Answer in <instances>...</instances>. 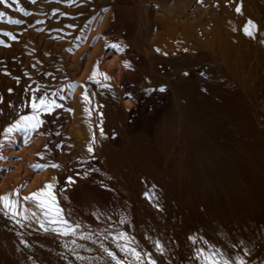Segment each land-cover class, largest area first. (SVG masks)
I'll use <instances>...</instances> for the list:
<instances>
[{
    "label": "rangeland",
    "instance_id": "374dc122",
    "mask_svg": "<svg viewBox=\"0 0 264 264\" xmlns=\"http://www.w3.org/2000/svg\"><path fill=\"white\" fill-rule=\"evenodd\" d=\"M178 1L35 0L33 3L32 0H7L5 3L0 0V13H4L0 17V40L4 41L0 43V195L13 193L12 199L18 201L17 212L20 213L14 215L0 204V220H6L7 224L2 223L7 226L10 222L11 229L16 227L17 232L22 231V238L29 236L25 239L29 243L27 247L23 246L25 240L16 241L21 247H17L19 252L24 254L21 256L26 257L24 264L29 258L40 260L33 245L38 233L45 229L37 224V220L49 222L39 201L24 197L44 188L48 182L54 185L52 191L64 217L80 225L76 230L78 233L72 235L46 231L47 236H55L58 240L54 237L51 243L44 241L43 244L48 242L46 246L63 249V253L67 250V254H63L55 249L60 260L49 264H113L104 261L101 251L105 248L119 253L122 259L127 257L126 262H129L126 264H151L153 260L156 264H204L202 256L210 252H215L218 259H228L231 264H239L238 257L244 264H264V208L261 213L249 208L253 223L233 215L232 210H229L232 215L228 221L218 208H214L216 214L211 211L200 190L207 184L208 177L204 149H201L206 144L214 153L225 157L222 156L228 168L232 167L233 177L260 195L264 204V136H260V130L248 117L246 97L233 88L226 65L220 59H211L212 50L206 47L207 44L211 46L213 39L204 33L206 24L202 26L203 21L209 20L208 13L218 10L212 3H230L232 0H201L203 5L208 4L206 6H201L199 0L198 4L194 0L192 3L180 0L183 2L181 8ZM189 4L193 5L194 11ZM199 5L202 8H195ZM21 8L24 11H20ZM179 9L181 14H177ZM9 17L22 22H9ZM161 18L166 21L159 22ZM183 20L188 23L187 28L185 22L182 23L185 27L182 26ZM190 21L193 26L189 25ZM208 22H205L207 26L211 24L210 20ZM200 25L202 27L198 29ZM196 29L208 35L204 37L207 44L202 42V34V40L200 34L194 35L199 32L195 33ZM187 32L193 35L189 38ZM7 33H12L16 39ZM193 41L196 49L191 47L195 44ZM178 46L179 50L174 53L173 48ZM170 49L173 54L168 52ZM124 61H129L131 66H125ZM97 65L98 73L90 79ZM102 73H107L110 79H105ZM203 82L205 85L202 86ZM100 83H105L108 89L104 86L101 89ZM195 86L199 90L205 86L215 90L219 101L192 94ZM85 91L87 100L82 95ZM33 93L46 95L61 107L50 113L41 112L40 119L44 123L39 128L17 130L9 139H4V130L10 123L32 113ZM72 108L74 111H69ZM167 128L168 133L165 132ZM193 130L200 135L193 134L196 139L190 140ZM189 142L197 148L192 149ZM90 143L92 151L88 148ZM52 164L60 167H52ZM37 165L47 166L40 168ZM213 165L210 163V167ZM239 167L243 171L241 174L237 173ZM24 168H29V177ZM35 176H42L43 181L38 179L40 185ZM22 178H26L23 186ZM17 189L18 196L15 194ZM25 216L28 219H24ZM216 220L219 226L222 225L223 232L215 229L213 221ZM228 222L233 224V230L228 227ZM23 226L26 231L22 230ZM122 233H126V237ZM64 239L68 240V245ZM28 246L32 252L28 251ZM72 248L74 253L71 254ZM133 248L141 253L139 260L130 251ZM201 249L203 253L198 255ZM21 250L32 255L27 259ZM7 253L0 248V264H14ZM67 258L73 262H68ZM39 264L48 263L40 260Z\"/></svg>",
    "mask_w": 264,
    "mask_h": 264
},
{
    "label": "bare ground",
    "instance_id": "6f19581e",
    "mask_svg": "<svg viewBox=\"0 0 264 264\" xmlns=\"http://www.w3.org/2000/svg\"><path fill=\"white\" fill-rule=\"evenodd\" d=\"M180 1V0H179ZM178 1V2H179ZM183 1V0H182ZM185 1H187L188 2V0H185ZM185 1H183L184 3H186ZM192 0H190V3H192L191 2ZM198 0H194L193 2H197ZM199 1H201V0H199ZM215 1V0H214ZM213 1V2H214ZM223 1H225V0H223ZM183 2H179L180 3V5L178 4V6H180V8H181V4H183ZM207 2V1H206ZM240 2H241V0H232V1H230V3H226V2H219L217 5L215 4V2L214 3H210L211 5H213L215 8H216V6H217V8H218V10H213L212 12H210V13H208V18H209V20H210V22H211V24H209V26H207L208 25V21L209 20H207V21H205V22H208V23H205L203 20V18H202V21H203V23H204V25H202V26H205V24H206V26H205V28L203 27V29H205L204 30V33H207V34H209L210 36H209V38L210 37H212L210 40H212L213 39V42H212V44H211V46H209L208 44H207V42L204 40L205 38L204 37H206V36H208V35H205V34H202V33H200L201 32V30L199 31L198 29H201V25H200V27L198 28V29H196L195 30V33L196 32H198V34L196 33V34H194V35H199L200 34V36H201V34H202V36H203V40H202V36L200 37L199 36V38L202 40V42L203 41H205L206 42V44H207V46L208 47H206V45L204 44V47H206L207 49L208 48H211V50H212V54L210 55V57H211V59H220L225 65H226V67L228 68V70H229V75H228V77H229V79L232 81V85H234L233 86V88L234 89H238L237 91H239L240 93H242V94H244L245 95V97H246V101H247V103H248V107H247V110H246V113H247V115H248V117L250 118V120H251V122H253L255 125H256V127H257V129H259L260 131H259V133H260V136L262 137V136H264V0H243V8H242V11L241 12H237L236 11V7L240 4ZM194 3V4H195ZM208 3V2H207ZM197 4H198V2H197ZM199 4H200V2H199ZM201 4H202V1H201ZM209 4V5H210ZM118 5V4H117ZM136 5V4H135ZM148 7H150L148 4H146ZM185 5V4H184ZM190 6H191V4H189ZM206 5H208V4H206ZM206 5H201V6H206ZM145 6V5H144ZM189 6V7H190ZM193 6V5H192ZM191 6V7H192ZM200 5L199 6H197V7H195V8H197V9H200V8H202ZM167 7V6H166ZM183 7V6H182ZM186 7V9L187 10H189L188 8H187V6H185ZM137 8V7H136ZM165 8V7H164ZM179 8V7H178ZM194 7H192L191 9L194 11V9H193ZM216 8V9H217ZM145 9H147V7L145 8ZM168 9H171L170 8V6H168ZM168 9H167V11H168ZM182 9H185V8H182ZM206 9V8H205ZM201 10H203V9H201ZM146 11V10H145ZM180 11H181V9H179V12H177V14H179L180 13ZM137 12H140V11H137ZM203 12V11H202ZM209 12V11H208ZM141 14H142V12H140ZM163 13H165V10H163ZM182 13V12H181ZM180 13V14H181ZM186 13H189V11L187 12L186 11ZM190 13H191V10H190ZM204 13V12H203ZM146 14V13H145ZM148 14V13H147ZM165 14H167V12L165 13ZM144 15V14H143ZM143 15H141V18H142V16ZM183 15V14H182ZM190 15V14H189ZM191 15H194L193 14V12H192V14ZM203 15H205V14H203ZM185 16V15H184ZM138 17V16H137ZM163 17H164V15H163ZM192 17H194V16H192ZM191 17V18H192ZM198 17H200V16H198ZM184 18H186V17H184ZM184 18H182V19H184ZM207 17H205V19H206ZM148 19V18H147ZM249 19H251V20H253V21H255V24L258 26V29H253V31H254V35L253 36H249V35H247L245 32H244V27L246 26V24H247V22H248V20ZM142 20V19H141ZM144 20V19H143ZM142 20V21H143ZM149 20H150V22H152V19L151 18H149ZM164 20L166 21V19L164 18ZM163 20V18H161V21H159V22H162V21H164ZM186 20H187V18H186ZM186 20H183V22H181V24L182 23H184ZM141 21V22H142ZM164 21V22H165ZM179 21V20H178ZM188 21V20H187ZM199 21H201V19L199 20ZM202 21H201V24H202ZM180 22V21H179ZM190 23H191V21H190ZM163 24V23H162ZM161 24V25H162ZM185 26H184V24H182V26H184L185 28H187L188 27V23H186L185 22ZM189 25H192L193 26V24L191 23V24H189ZM190 27L191 29H193V27ZM163 27V29H165V27H164V25L162 26ZM159 28V27H158ZM159 30V29H158ZM187 30V29H186ZM190 30V29H189ZM194 30V29H193ZM198 30V31H197ZM194 32V31H193ZM190 34H192L191 32H189ZM190 34L188 35V32L186 33V36L187 37H189L190 36ZM193 35V34H192ZM139 36V35H138ZM192 37H195V36H192ZM190 38V37H189ZM207 38V37H206ZM208 38V39H209ZM199 39V40H200ZM192 40H193V38H192ZM209 40V41H210ZM208 41V40H207ZM208 41V42H209ZM194 42V41H193ZM195 43V42H194ZM199 43H201L200 41H199ZM191 44H193V43H191ZM201 44H203V43H201ZM149 45H151V44H149ZM195 45H196V43L194 44V45H191V47H193L194 46V48L196 49V47H195ZM151 46H153V45H151ZM189 47V46H188ZM179 48H180V46H178V48H173L174 49V51H173V49H170L168 52H171L172 53V51L174 52V53H176L175 51L176 50H179ZM183 50H184V45H183V47H181ZM202 49H205V48H203V47H201ZM151 49V48H150ZM190 49V47L188 48V50ZM197 49H199V48H197ZM172 50V51H171ZM181 50V49H180ZM182 50V51H183ZM192 51V50H191ZM178 52V51H177ZM195 52V51H194ZM197 52V51H196ZM173 54V53H172ZM169 56V55H168ZM188 56V55H187ZM185 59V58H184ZM187 60V59H186ZM219 61V60H218ZM171 63V62H170ZM177 67V66H176ZM221 75V74H220ZM211 79V78H210ZM193 81H195V80H193ZM203 81V80H202ZM95 82V81H94ZM205 82H207V81H205ZM96 83H98L97 81H96ZM202 83V82H201ZM204 83V82H203ZM212 83V82H211ZM231 83V82H230ZM101 84V83H100ZM105 84V83H104ZM104 84H101L102 86H101V89L102 88H104V87H106ZM214 84H216V83H214ZM218 84V83H217ZM222 84H224V83H222ZM229 84V83H228ZM202 86L203 85H205V83L204 84H201ZM210 85V84H209ZM221 84H219V86H220ZM96 86V85H95ZM104 86V87H103ZM217 86V85H216ZM199 87V86H198ZM98 88H99V86H98ZM107 88V87H106ZM209 88V87H208ZM208 88H206V86L204 87V88H201L202 90H199V88H196V86L193 88V91H192V94H197V95H202V96H204V97H206V98H208V99H216V100H218V98H216V94H217V92H214L213 90H211V89H208ZM108 89V88H107ZM100 90V89H99ZM105 90V89H104ZM112 90V88H110V91ZM191 90V89H190ZM101 91V90H100ZM103 91V90H102ZM113 91H115V90H113ZM217 91V90H216ZM105 92V91H104ZM220 92V91H219ZM107 93V92H106ZM112 93V92H111ZM104 94V93H103ZM108 94H109V92H108ZM107 94V95H108ZM117 94V93H116ZM221 94V93H220ZM223 94H225V93H223ZM110 95V94H109ZM114 95H115V92H114ZM180 95V94H179ZM187 95V94H186ZM218 95H219V93H218ZM105 97H106V95H104ZM112 96V95H111ZM117 95H115V97H116ZM181 97V96H180ZM197 97V96H196ZM107 98V97H106ZM105 98V100L106 101H108L107 99ZM110 98V97H109ZM117 98V97H116ZM176 98V97H175ZM194 98V97H193ZM206 98H205V101H206ZM114 99V98H113ZM195 99V98H194ZM225 99V98H224ZM110 100V99H109ZM117 100V99H116ZM116 100H114V101H116ZM184 100V99H183ZM220 100H222V99H220ZM118 101V100H117ZM219 101V100H218ZM224 101V100H223ZM230 101V100H229ZM98 102V101H97ZM110 102V101H109ZM119 102V101H118ZM202 102V101H201ZM207 102V101H206ZM221 102V101H220ZM107 103V102H106ZM177 104V103H176ZM103 105V104H102ZM118 105V104H117ZM202 105V104H201ZM208 105V104H207ZM206 106V105H205ZM205 106H203L204 108H205ZM209 106V105H208ZM212 106H214V105H212ZM100 107V106H99ZM237 107V106H236ZM74 108V107H73ZM72 108V109H73ZM187 108V107H186ZM215 108V107H214ZM75 109V108H74ZM117 109V108H116ZM19 110H21V109H19ZM102 110H103V108H102ZM127 110V109H126ZM184 110V109H183ZM206 110H207V106H206ZM209 110H210V107H209ZM185 111V110H184ZM109 112V111H108ZM210 112V111H209ZM19 113V112H18ZM250 113V114H249ZM187 114V113H186ZM198 114V113H197ZM213 114V113H212ZM215 114V113H214ZM225 114V113H224ZM180 115V114H179ZM216 115V114H215ZM231 115V114H230ZM229 115V116H230ZM108 116V115H107ZM129 116V115H128ZM169 116V115H168ZM180 116H182V115H180ZM209 116V115H208ZM219 116V115H218ZM229 116H227V117H229ZM100 117V116H99ZM111 117V116H110ZM183 117H184V121L186 122V118H185V115L183 114ZM214 117H216V116H214ZM9 118V117H8ZM7 118V119H8ZM167 118H170L171 120H172V118L171 117H167ZM209 118H211V117H209ZM102 119H104V118H100L99 120H102ZM97 120V119H96ZM110 120V119H109ZM182 120V119H181ZM104 121V120H103ZM113 121V120H112ZM173 121V120H172ZM171 121V122H172ZM183 121V120H182ZM176 122V121H175ZM179 122V121H178ZM102 123V122H101ZM169 123V122H168ZM171 124V123H170ZM169 124V125H170ZM182 124H184L183 122H182ZM207 125H208V123H206ZM163 125V124H162ZM161 125V126H162ZM177 125H180L179 123H177ZM186 125H187V123H186ZM192 125H193V123H192ZM202 125V124H201ZM160 126V127H161ZM164 126H165V124H164ZM167 126H168V124H167ZM229 126V125H228ZM100 128H101V126H99ZM127 127V126H126ZM171 127V126H170ZM174 127V126H173ZM184 127V126H183ZM188 126H186V128H187ZM130 128V127H129ZM159 128V127H158ZM178 128V127H177ZM193 128H194V126H193ZM199 128V127H198ZM198 128H196V129H198ZM211 128V127H210ZM234 128V127H233ZM163 129V128H162ZM190 129V128H189ZM200 129V128H199ZM198 129V130H199ZM160 130V129H159ZM168 128H167V130H165V132H167L168 133ZM184 130V129H183ZM182 130V131H183ZM186 130H188V129H186ZM246 130H247V128H246ZM170 131V130H169ZM190 131V130H189ZM189 131H187V132H189ZM173 132H175V130L173 131ZM193 132H194V130H193ZM196 132H198V131H195L194 133H192V135H190V136H192L191 138L189 137V136H187L188 138H190V140L193 138V140H195L196 139V136H198V135H200V134H195ZM159 133H160V131H159ZM183 134H184V132H182ZM253 133V132H252ZM163 134V133H162ZM161 134V135H162ZM189 134V133H188ZM193 134H195L196 136L194 137L193 136ZM104 135V134H103ZM176 135V134H175ZM203 135V134H202ZM208 135V134H207ZM226 135V134H225ZM252 135V134H251ZM170 136V135H169ZM224 136V135H223ZM155 137H157V136H155ZM159 137V136H158ZM165 137V136H164ZM163 137V138H164ZM171 137V136H170ZM184 137H185V135H184ZM203 137V136H202ZM239 137V136H238ZM104 138V137H103ZM162 138V139H163ZM166 138V137H165ZM195 138V139H194ZM199 138V137H198ZM201 138V137H200ZM106 141H107V139H105ZM104 140V141H105ZM158 140V139H157ZM170 140V139H169ZM200 140V139H199ZM205 136H204V142H205ZM252 140V139H251ZM256 140V139H255ZM100 141V140H99ZM159 141V140H158ZM163 141V140H162ZM189 141V140H188ZM201 141V140H200ZM101 142V141H100ZM165 142V141H164ZM191 142V141H190ZM190 142H189V145H190ZM194 142V141H193ZM193 142H191V143H193ZM196 142H197V140H196ZM202 142V141H201ZM92 143V142H91ZM203 143V142H202ZM222 143V142H221ZM242 143V142H241ZM93 144V143H92ZM164 144V143H163ZM209 144V143H208ZM94 145V144H93ZM161 145V144H160ZM172 145V144H171ZM202 145V144H201ZM201 145H199V148H200V146ZM236 145V144H235ZM244 145V144H243ZM264 145V144H263ZM191 146V145H190ZM197 146H198V143H197ZM219 146V145H218ZM196 146H195V144H194V146L192 145L191 146V148L192 149H194ZM101 148V147H100ZM107 148V147H106ZM162 148H163V146H162ZM188 148V147H187ZM197 148V147H196ZM198 148V149H199ZM213 148V147H212ZM248 148V147H247ZM107 149H109V148H107ZM188 149H190V148H188ZM201 149L203 150L204 149V155H203V159H204V161L205 162H207V163H205L206 164V173H207V184L206 185H203V186H201V195H202V197H203V199L205 200V202L207 203V205L209 206V208L211 209V211H213L214 212V208H218L220 211H221V213L222 214H224V216H225V218H226V220H230V216L232 215V214H230L229 213V210H232L233 211V215H236V216H238V217H243L244 219H246V220H248L249 222H252V220H251V217L249 216V214H248V212H249V208H253L254 210H256L257 212H260L261 213V210L264 208L263 207V203H262V199L260 198V195H258V194H256L255 192H253V191H251V189L249 188H247V187H245V185L242 183V181H240L239 179L237 180V179H235V177H233V171L231 170V168H228V165H226V162H225V160H224V158L222 157V156H220L219 154H216V153H214L213 152V149H211L210 147H209V145H206L205 144V147L204 148H202V146H201ZM201 149H199L200 151H201ZM112 150V149H111ZM199 150H198V152H199ZM103 151H104V149H103ZM196 151V150H195ZM215 151V150H214ZM218 151V150H217ZM100 153H101V150L99 151ZM115 152V151H114ZM198 152H196L195 153V155L198 153ZM109 153H111V152H109ZM116 153V152H115ZM114 153V154H115ZM172 153V152H171ZM201 153V152H200ZM200 153H199V156L201 157L202 156V153H201V155H200ZM221 153H223V152H221ZM220 153V154H221ZM238 153H240V152H238ZM80 154V153H79ZM103 154V153H102ZM226 154V153H225ZM198 155V154H197ZM31 156V155H30ZM103 156H105V154L103 155ZM102 156V157H103ZM114 156V155H113ZM244 156V155H243ZM27 157V156H26ZM111 157V156H110ZM189 157V156H188ZM196 157V156H195ZM28 158V157H27ZM31 158V157H30ZM109 159V158H108ZM196 160H197V158H195ZM202 159V160H203ZM229 159V158H228ZM25 160V159H24ZM187 160H189L188 158H187ZM193 161H194V159H192ZM227 160V159H226ZM244 160V159H243ZM203 161V162H204ZM22 162V161H21ZM26 162V161H25ZM24 162V163H25ZM228 162V161H227ZM191 163H192V161H191ZM200 163H201V160H200ZM210 163H214V165L212 166V167H214L215 169H213L212 167H210ZM21 164V163H20ZM27 164V163H26ZM195 164V163H194ZM197 164H198V161H197ZM228 164V163H227ZM196 165V164H195ZM232 165V164H231ZM193 166V165H192ZM191 166V167H192ZM199 166V170H197V171H199L200 172V165H198ZM203 166H205V165H203ZM256 166V165H255ZM20 167V166H19ZM26 167H28V166H26ZM238 167V166H237ZM29 168H31V167H29ZM29 168H28V170H25V169H27V168H24V170H25V173H26V175L29 177ZM195 168V167H194ZM21 169L22 168H20L19 170H17V172L18 171H21ZM189 169H190V167H189ZM193 169V168H192ZM188 170V169H187ZM191 170V169H190ZM194 170V169H193ZM192 170V171H193ZM215 170V171H214ZM217 170V171H216ZM242 169H240V167H239V169L237 170V173H242L243 171H241ZM250 170V169H249ZM189 171V170H188ZM196 171V172H197ZM253 171H255V170H253ZM264 171V170H263ZM17 172L14 174V175H17ZM34 172V171H33ZM190 172V171H189ZM196 172H195V175H196ZM20 173V172H19ZM18 173V174H19ZM23 173V172H22ZM30 173H31V171H30ZM35 173V172H34ZM33 173V174H34ZM186 173V172H185ZM191 173V172H190ZM193 174L192 175H194V172H192ZM202 173H204V171L202 172ZM261 173V172H260ZM12 174V173H11ZM11 174H9V176L11 175ZM24 174V173H23ZM20 175H21V173H20ZM32 175V174H31ZM30 175V176H31ZM35 175H36V173H35ZM186 175V174H185ZM188 175H189V173H188ZM191 175V176H192ZM203 175V174H202ZM22 176V175H21ZM33 176V175H32ZM43 176V175H42ZM42 176H40V178L39 177H36L35 176V178L34 179H36L35 181H37L36 183H37V185H40L41 183H39L38 182V179H39V181H40V179H41V177ZM56 176V175H55ZM187 177V176H186ZM189 177H190V175H189ZM199 177V176H198ZM240 177V176H239ZM244 177V176H243ZM242 177V178H243ZM260 177V176H259ZM18 178V177H17ZM188 178V177H187ZM200 178V177H199ZM205 178H206V176H205ZM10 179H12V177L10 176ZM9 179V180H10ZM14 179H15V181H16V178L14 177ZM23 179V178H22ZM26 178H24L22 181H21V186H23V182H25L26 180H25ZM32 179V178H31ZM30 179V180H31ZM33 179V180H34ZM179 179V178H178ZM189 179V178H188ZM198 179V178H197ZM19 180V179H18ZM33 180H31V181H33ZM42 180V179H41ZM200 180H202V179H200ZM244 180V179H243ZM14 181V182H15ZM43 181V180H42ZM189 181H190V179H189ZM195 181V180H194ZM34 182V181H33ZM33 182H32V184H33ZM41 182V181H40ZM9 184L11 183V182H8ZM18 183V182H17ZM35 183V182H34ZM39 183V184H38ZM198 183V182H197ZM16 184V183H15ZM34 186L36 185V184H33ZM189 185H191V184H189ZM192 185H193V183H192ZM14 186V185H13ZM147 186V185H146ZM194 186V185H193ZM192 187V186H191ZM17 188V187H16ZM33 188V187H32ZM199 188V187H198ZM23 189V188H22ZM22 189H20V190H22ZM31 189V188H30ZM150 189V188H149ZM174 190H176V189H174ZM144 191V190H143ZM193 191V190H192ZM199 194V193H198ZM197 194V195H198ZM191 196V195H190ZM193 199V198H192ZM151 201V200H150ZM200 203V202H199ZM203 206V205H202ZM201 209H203V208H201ZM218 210V211H219ZM196 211V210H195ZM206 212V210L204 211V213ZM215 213V212H214ZM216 214V213H215ZM205 215V214H204ZM207 217V216H206ZM8 218V217H7ZM2 220H5V219H2ZM40 220L41 219H39V220H37V224L41 227V224H40ZM34 221V220H33ZM45 221V220H44ZM3 222V221H2ZM1 222V220H0V248L3 250H5L6 252H8L7 253V255H9V257L10 258H12L13 260H12V262L14 263V264H24V259H26V257L24 256V258L21 256V255H24V254H21L20 252H19V250H18V248L20 249L21 247H19L20 245L17 243V242H19L20 240V242H22L23 240H25L26 238H28L29 236L27 235V236H25V238L23 239L22 238V234H23V236H24V233L18 228V230H20L21 232H17L16 230L17 229H15V228H12L11 229V227H9V225H10V222H9V224H8V226L7 225H5V224H3L4 222H6V220L2 223ZM226 222V221H225ZM2 223V224H1ZM16 223H18V222H16ZM203 223V222H202ZM227 223V222H226ZM237 223V222H236ZM253 223V222H252ZM6 224H7V222H6ZM27 224V223H26ZM25 224V226L27 227V228H31V226H29L28 224L26 225ZM238 224V223H237ZM19 225V224H18ZM213 225L216 227L215 229H217V230H219V231H221V232H223L222 231V228H220L221 226H219L218 225V223H217V220L216 221H213ZM261 225V224H260ZM29 226V227H28ZM238 226V225H237ZM262 226V225H261ZM26 227H24L23 226V229L22 230H25L26 229ZM55 227H57V225H54V224H51L50 222H46L45 221V228H47V229H50L51 231H53L54 230V228ZM228 227L230 228V229H234V226H233V224L231 223V222H228ZM245 227V226H244ZM29 228V229H30ZM36 228H38V226L37 227H33L32 229H36ZM42 228V227H41ZM14 229V230H13ZM28 229V231H30ZM245 229V228H244ZM264 229V228H263ZM27 230V229H26ZM25 230V231H26ZM40 230V229H39ZM39 230H38V232H39ZM27 231V232H28ZM42 232V234L40 233H38V237H37V235H36V233L34 234L33 232H31V233H33L34 235H35V237H37L36 239H37V241H34V239H33V237H34V235L32 234V236L33 237H31L32 238V240L35 242V245H33V249L34 250H36V251H38L39 252V255H40V260H43V261H45L46 263H51V262H54L56 259H57V257H59L58 256V254L56 255V250L59 252H61V250H63V249H54V248H52V246H50V247H48V246H46L47 245V243H45V244H43V242L45 241H49L50 243L52 242V241H50V240H52V238H54L53 236L51 237L50 235L49 236H47L48 234H45L46 233V231L44 232L43 230H41ZM235 231V230H234ZM234 231H232L233 233H234ZM264 231V230H263ZM37 232V231H36ZM22 233V234H21ZM30 232H28V234H29ZM44 233V234H43ZM75 233H78V232H75ZM236 233H234V235H235ZM21 235V236H20ZM29 235H31V234H29ZM52 235V234H51ZM72 235V234H71ZM78 235V234H77ZM230 235V234H229ZM237 235V234H236ZM85 236V235H84ZM92 236V235H91ZM91 236H89V237H91ZM224 236V235H223ZM83 237V236H82ZM173 237V236H172ZM234 237V236H233ZM236 237H240L239 236V234L236 236ZM235 237V238H236ZM56 238V240H58L57 239V237H55ZM76 238H78V236L76 237ZM80 238V237H79ZM95 238V237H94ZM14 239H16L15 241H14ZM18 239H20L19 241H17ZM69 239H73V238H69ZM82 239H84V238H82ZM240 239V238H239ZM28 240H30V239H28ZM55 240V239H54ZM64 240H66V239H64ZM74 240H76L75 238H74ZM85 240V239H84ZM92 240V239H91ZM17 241V242H16ZM27 240H25L24 242H23V244L25 243V245H23V246H25V247H27L26 246V244L27 245H29V243L28 242H26ZM31 241V240H30ZM67 241L68 240H66V243H67ZM73 241V240H72ZM89 241H90V239H89ZM239 241V240H238ZM76 242V241H75ZM74 242V243H75ZM78 243L80 242V241H77ZM176 242V241H175ZM237 242V241H236ZM245 242V241H244ZM33 243V242H32ZM62 243V242H61ZM64 243H65V241H64ZM66 243H65V246H67L68 244H69V242L67 243V245H66ZM70 243H71V241H70ZM78 243H75V244H78ZM92 243V242H91ZM251 243V242H250ZM16 244H18L17 246H16ZM53 244V243H52ZM54 244H56V243H54ZM57 244H59L60 245V243H57ZM55 245V246H58V245ZM63 244V243H62ZM62 244L60 245V246H62ZM71 244H73V243H71ZM71 244H70V247H72L71 246ZM74 244V245H75ZM81 244L82 243H80V247H81ZM86 245V244H85ZM84 245V246H85ZM178 245H180V244H178ZM245 245V244H244ZM54 246V247H55ZM76 246V245H75ZM241 246V245H240ZM18 247V248H17ZM30 246H28V251H30V249H32V248H29ZM62 247H64V246H62ZM62 247H60V248H62ZM74 247V246H73ZM79 247V246H78ZM77 246H76V248H78ZM79 247V248H80ZM85 247H87V246H85ZM88 247H89V245H88ZM87 247V248H88ZM90 247H94V246H90ZM102 247V246H101ZM176 247V246H175ZM65 248H67V247H65ZM81 248H83V247H81ZM247 248V247H246ZM73 250V252L72 251H69V252H71V254L72 253H74V248H72ZM86 249V248H85ZM85 249H83V250H85ZM92 250H93V248H91ZM264 250V249H263ZM36 251H34V252H36ZM67 251V250H66ZM66 251H64V253L63 252H61V253H63V254H67V253H65ZM86 251V250H85ZM89 251V250H88ZM21 252H23V250H21ZM30 252H32V251H30ZM38 252H36L37 254H38ZM57 252V253H58ZM109 252H113V253H115V258H113V256H111V255H109ZM246 252V251H245ZM23 253H25V252H23ZM79 253V252H78ZM82 253V252H81ZM81 253H79V254H81ZM26 255H27V253H25ZM30 254V253H29ZM27 255V259H28V256H31V255ZM36 254V255H37ZM87 255V253H84L83 255ZM92 254H93V252H92ZM96 254V253H95ZM101 254H102V257H103V259H104V261H112V263L113 264H118V261L120 262V264H126V263H128L129 261H127L126 262V259H127V257H126V259L125 258H123V259H125V261L120 257V255H118L119 253H116L114 250H108V249H103L102 251H101ZM3 255V254H2ZM60 255V254H59ZM249 255V254H248ZM100 256V255H99ZM37 257H38V255H37ZM66 257H68V256H65L64 258H66ZM69 257H70V255H69ZM85 257V256H84ZM83 257V258H84ZM124 257V256H123ZM248 257V256H247ZM63 258V259H64ZM68 259V258H67ZM71 259V258H70ZM70 259H68V262L70 261ZM79 259V258H78ZM77 259V260H78ZM91 259V258H90ZM96 259V258H95ZM102 259V258H101ZM102 259V260H103ZM262 259V258H261ZM39 259H28L27 261H25L27 264H39V261H38ZM57 260H60V259H57ZM56 260V261H57ZM80 260V259H79ZM78 260V261H79ZM65 261H66V259H65ZM103 261V262H104ZM4 262V261H3ZM2 262V263H3ZM58 262H60V261H58ZM62 262V261H61ZM73 262V259H72V261H70V263H72ZM66 263H67V261H66ZM81 263V262H80ZM90 263V262H89ZM184 263V262H183ZM56 264H58L57 262H56ZM60 264V263H59ZM62 264H65V262L63 263L62 262ZM69 264V263H68ZM72 264H76V263H72ZM95 264H98V263H96L95 262ZM99 264H100V262H99Z\"/></svg>",
    "mask_w": 264,
    "mask_h": 264
},
{
    "label": "snow or ice",
    "instance_id": "6c2138e0",
    "mask_svg": "<svg viewBox=\"0 0 264 264\" xmlns=\"http://www.w3.org/2000/svg\"><path fill=\"white\" fill-rule=\"evenodd\" d=\"M5 3H7V0H4ZM33 3H35V0H32ZM243 8V0H241L240 4L236 7L237 12H241ZM20 11H24V9H20ZM4 16V13H0V17ZM9 22L13 23H21L20 20L13 21L9 17ZM253 29H258V26L255 24V21L249 19L246 26L244 27V32L249 35L253 36L254 31ZM9 37L12 39H16V37L12 33H7ZM0 43H4L3 40H0ZM113 47H119L118 45H113ZM120 50L122 51L123 48L121 47ZM159 51V49H157ZM125 66L130 67L129 61H124ZM98 73V65L96 66V69L93 71L92 76L89 78H94ZM101 75L104 76L105 79H110V77L107 76V73H102ZM110 87V85H109ZM11 91V89H9ZM85 99H88V94L85 91L82 94ZM2 99V98H0ZM61 107V105L56 104L55 100H49L46 95L37 96L35 93H33L31 97V108L32 113L29 115H22L18 119H16L13 123H10L7 128L4 130L5 136L4 139H9L10 134L17 130H35L42 126L44 121L40 119V113L41 112H52L54 108ZM69 111H74V109H69ZM90 114V112H89ZM101 115H103L101 113ZM101 134H103V129L101 128ZM95 140V134H93V141ZM2 143V142H0ZM47 147V145H45ZM89 151H92V144L90 143L88 145ZM38 155H43L42 153H38ZM47 165H37L36 167H46ZM52 167H60L59 164H52ZM70 181L72 180L71 177L68 178ZM54 185L51 182H48L45 184L44 188H41L35 192L30 193L28 196H25V200L29 199H36L39 201V207L44 210V216L49 220L51 224L57 225V227L54 228V231L60 232L64 235L68 234H74L76 230L80 227L79 224H75L70 222L68 219H66L63 215V209L59 207V203L57 200L56 195L52 191ZM16 196L19 195V189L15 191ZM147 195V193H146ZM13 193H6L4 195H0V204L3 205L4 209H7L8 211L12 212L14 215H19L20 213L17 212V204L18 201L15 199H12ZM27 211V209H25ZM7 214V213H6ZM24 219H28V216H25ZM41 227L47 231L48 229L45 228V221L40 220ZM121 235L126 237V233H122ZM193 239H195L193 237ZM158 246L160 247V250L163 251V247L159 245V242L157 241ZM130 251L136 256L137 260H139L141 253L136 251V249H130ZM203 250H200L199 254H202ZM109 255L113 256L115 258V253L109 252ZM82 259V257H81ZM202 259L204 260V264H231V261H229L226 258L218 259L217 254L215 252L207 253L206 255L202 256ZM239 264H244L243 259L239 258ZM118 264L120 262L118 261ZM151 264H156V261H151Z\"/></svg>",
    "mask_w": 264,
    "mask_h": 264
}]
</instances>
